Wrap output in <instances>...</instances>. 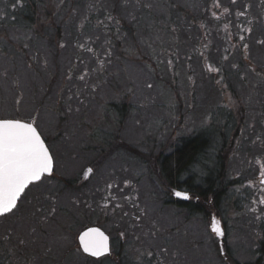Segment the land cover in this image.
I'll return each instance as SVG.
<instances>
[{"label": "rangeland", "instance_id": "1", "mask_svg": "<svg viewBox=\"0 0 264 264\" xmlns=\"http://www.w3.org/2000/svg\"><path fill=\"white\" fill-rule=\"evenodd\" d=\"M207 5L206 0H129L127 6L125 0H0V118L34 121L55 162L53 175L25 192L19 210L0 218V264H51L53 253L61 255V263L54 264H115L116 256L123 264H221L218 241L207 222L217 215L228 220V246L237 263L262 257L254 253L264 244V226L250 211L252 191L243 190L236 202L235 182L220 207L212 205L209 218L190 223L178 217L175 235L168 195L148 175L150 160L119 149L87 174L118 141L144 155H167L183 139L200 134L198 152L209 138L207 164L215 172L220 168L226 180L241 171L245 155L262 152L243 139L244 125L239 128L242 137L235 136L243 112L237 94L247 99L236 72L231 79L239 92L233 95L223 93L207 71L219 66L217 55L223 49L218 36L232 47L233 32L221 33L225 8L226 20L238 33L239 26L254 22L249 53L263 57L264 46L257 42L264 40L259 16L264 2ZM240 11L247 19L236 16ZM109 14L116 25L106 33L97 23ZM202 20L204 32L211 30L204 54L197 51L204 37ZM198 161L192 169L196 181L206 173L204 157ZM213 177L207 172L203 178ZM76 180H82L81 186L74 185ZM66 181L73 183L64 187ZM89 225L101 227L113 240L110 257L97 261L80 253L78 235Z\"/></svg>", "mask_w": 264, "mask_h": 264}, {"label": "flooded vegetation", "instance_id": "2", "mask_svg": "<svg viewBox=\"0 0 264 264\" xmlns=\"http://www.w3.org/2000/svg\"><path fill=\"white\" fill-rule=\"evenodd\" d=\"M263 2H264V0H263ZM209 7H213L212 4H208L207 8L209 9ZM259 9L261 11V12L259 11V16H260V14H262L261 15V18H262L261 25L264 28V6L263 7L259 6ZM226 14L227 13L225 12V13L221 14V16H220V18L222 20V24L224 25V29L221 30V33H225L226 35H228L227 33L230 32V30L233 32V34L231 33L232 47H230V45H228V43L221 40V42H222L221 49H223V50L221 53H219L217 55V57H218L217 62H219V67L220 66H223V67L229 66L230 68H232V71L231 70L228 71V70H225L224 68L223 69L220 68V70L216 76H215V72H213V71L212 72L207 71V73L209 75H214V81L217 79V81L222 82L224 84V91H225V89L227 91H229V90H231V88L228 86V83H229V80L231 78H233V76H234L233 71H235L236 72L235 78H239L240 84L243 85L242 88L245 89V91H247V93L248 92H257L258 98L260 95L262 97V95L264 94V55H262L263 57L261 58L260 55L258 57H256L255 53L254 54L249 53V50L251 49V46L249 44V39H250V37L253 33V30H254V22L251 21L248 26H242V27L239 26L238 28L240 31L238 33V29H235V27L231 26L230 23L226 20V18H225ZM242 17H245L247 19L246 15H244ZM247 29H251V31L249 32V31H247ZM205 33L207 35H210L211 34L210 28H207ZM233 35H234V37H233ZM241 36H243V38H244L243 40L240 39ZM245 45H247L246 48L244 47ZM257 46L262 47L264 45L261 44L260 41H258ZM209 47H210V41H209V38H207L206 41H204V43L202 44V49L206 48V51L208 52ZM238 51H240V52H238ZM235 52H238V54H234ZM208 56L209 55H207V57ZM252 69H255V71H252ZM236 83H237V81L235 82V84ZM232 84L234 85L233 82H232ZM238 90H239L238 87H237V89L235 88L236 92H239ZM260 91H262V92H260ZM246 96H247V94H246ZM237 98L243 102V107L241 106L243 112H241V111L239 112L240 118L237 119V121L240 122V124L237 123L238 124L237 125L238 130L236 131L235 136H237V139H240V137H242L241 134H243V133H241L240 129H244V128H242V126L244 125L247 135H244L243 139L247 140L248 142H251V144L253 146H255L257 149H260V151H262V152H260V153L256 152L255 153L256 155L252 156L251 158H248V155H245L244 158L246 159V162L244 164H239V168H241V171H237V174L235 173L233 176L229 177L228 180L222 179L221 177H219L218 180L215 181L216 178H214V180H212V185H211V187L213 189L210 191H205V192H208L207 193L208 198H206L205 200H202V206L200 205L201 206L200 208L202 209V213L199 215L196 214V217H194V214L192 213L193 212L192 206L195 205V203H197V201H198L197 198H195L194 195L187 190H182V189L179 190L178 189L179 188L178 182L176 181L175 184L173 185V187L170 189V196H171V200H170L171 207L170 208H171V213L173 216L172 217L173 222H174L173 231H175L174 232L175 235L177 234L176 230H177V221H178L177 218L178 217H184L185 221H188L190 223L194 222L196 219H201L202 216H204V218H207V217L209 218L210 217L209 211L211 210L212 205H214L215 208L220 207L221 199L226 196V191L229 188V186L232 185L233 182H235L236 184L239 185L238 189H236L235 187L233 188V190H234L233 193H234L236 202H241L243 190L244 191L245 190L252 191V196L249 197L248 203L251 204V209L256 208L257 212H253V211H251V209H250V211L253 212L255 215L259 216L256 219V222H258V225L264 226V211L261 210V209H264V206H261L258 203L260 196L264 195V193H261L259 191V188L261 187V185H259V175H258L260 166L257 163L258 159L261 162H264V148L261 146L262 142L264 141V96H263V100H261V101H258V100H255V101L249 100L248 101V99H245L240 94H237ZM119 99H122V98L119 97ZM224 106L225 105H222V107H224ZM244 110H245V112H244ZM250 111H252V114H250ZM257 117H259V118L254 125V120ZM113 122L117 123L116 119H113ZM252 123L255 126L254 130L251 127ZM207 139L208 140L206 141L205 146L203 147L201 152L210 155V153L208 151L210 140H209V138H207ZM222 163H224L223 160L220 162V164H222ZM251 163L253 164L252 166L250 165ZM203 168L209 174L212 171V168L210 167V165L207 164L206 159H205ZM249 176H252V177L249 178ZM242 177L244 178V180H243L244 186L243 187L241 185V180H242L241 178ZM249 182H252V184L254 186L249 187L248 186ZM202 189L204 190L206 188L202 187ZM175 192L187 193L192 197V199L191 200L178 199L177 196H175V194H174ZM203 195H204V193H203ZM253 199L257 200L256 204L252 203ZM179 205H183V207H185V211H183L182 209H181L182 211H180L178 209ZM203 205L205 207H209V210L205 211V209L203 208ZM213 218H215L221 222L220 226L225 231V237L224 238L219 239L216 237V235L214 233L211 232L212 231ZM207 222L210 224L211 234L218 241V247H219L220 256H221V259H220L221 264H239L231 257V249L228 246L229 239L227 238L228 232L226 231V230H228V228H230V226L228 225V220L223 221L217 215V216L210 217V219H208ZM192 225H190V226H192ZM110 242H111V255H112V253H113V244H112L113 240L111 239V237H110ZM255 248L256 247H254V250H255ZM120 250H123V249H120ZM254 253H256V250L254 251ZM111 255H109L107 257H110Z\"/></svg>", "mask_w": 264, "mask_h": 264}, {"label": "snow or ice", "instance_id": "3", "mask_svg": "<svg viewBox=\"0 0 264 264\" xmlns=\"http://www.w3.org/2000/svg\"><path fill=\"white\" fill-rule=\"evenodd\" d=\"M136 4H139L140 0H134ZM129 3V0H125V4ZM232 4H236L237 0H231ZM213 7H220V0H214ZM224 11L229 12L228 8ZM245 15L244 11L236 13L237 17ZM212 16L216 19L219 17L215 12ZM87 19V17H85ZM114 18L109 14L105 17L106 21L111 22ZM105 20L99 21V25H105ZM118 22V21H117ZM106 26V25H105ZM83 27V24H81ZM251 31V29H247ZM243 40V36L240 37ZM264 44V40L260 41ZM64 45H61L63 47ZM83 47V45H79ZM245 48L247 45L244 46ZM88 52H93L91 47L86 49ZM235 66V65H234ZM210 71L219 72L218 68H210ZM255 71V69H252ZM84 79L83 76L80 77ZM151 87V85H149ZM19 103V101H17ZM264 147V143L261 144ZM259 164V191L264 193V162L257 160ZM55 162L52 153L48 146L42 139V134L38 131V127L35 122H25L21 119L4 117L0 118V218H7L10 214L14 215L19 210L18 202L21 200L25 190L30 185L39 186L43 178L46 176H52ZM93 169H87V174H91ZM86 174V178H87ZM249 187H253L252 182H249ZM113 185L109 184L108 188H112ZM175 196L183 200H191L192 197L183 192H175ZM126 199L131 201V197L126 196ZM253 204L257 203L256 199H253ZM258 203L264 206V195H261ZM116 208H120L119 203L114 205ZM264 211V209H261ZM52 212L55 209H51ZM251 211L257 212L256 208H252ZM127 215V213H125ZM139 219V217H138ZM221 222L213 218L212 232L219 238L225 237V231L220 226ZM158 231V230H157ZM155 235V233H153ZM120 236L123 238L124 233L121 232ZM24 243L23 240L20 241ZM79 245L83 253L90 257L100 258L111 255V248L109 246V237L105 235L98 228H91L83 232L79 236ZM162 252L167 253V248H162ZM150 258L153 257V253L147 254Z\"/></svg>", "mask_w": 264, "mask_h": 264}, {"label": "trees", "instance_id": "4", "mask_svg": "<svg viewBox=\"0 0 264 264\" xmlns=\"http://www.w3.org/2000/svg\"><path fill=\"white\" fill-rule=\"evenodd\" d=\"M208 2V4H212V0H206ZM18 5V4H17ZM16 5V7L14 8V12L17 10H20L22 8L21 4L19 5V7ZM213 5V4H212ZM32 15L35 13V8L34 6L31 7L30 9ZM204 11V9H202V12ZM32 17L30 18H26L24 19L25 21H29L31 20ZM102 20H105L102 19ZM173 21V20H172ZM95 22V20H94ZM169 22L168 27L170 28L172 26V23ZM204 23V26H203ZM21 24V23H20ZM22 24H24V21H22ZM99 22L97 23V27H100L99 29L104 30L106 33H111L114 30V26L116 24H111L109 21L105 20V25H99ZM174 24V23H173ZM202 24V25H201ZM201 24L199 23V27L201 28V32L202 34H204L203 36V41L202 44L204 43V41H206L207 38H209V36L211 35H207L204 32L205 29V22L202 20ZM96 25V22H95ZM158 27H161V25H159ZM159 29H157L158 31ZM104 33V34H106ZM229 35V33H228ZM219 40H223L221 38V36H218ZM224 41V40H223ZM202 44H198V49L197 51H201L203 53V49H202ZM84 50V49H83ZM240 52V51H238ZM220 70L221 69H225V70H231L229 66H218L216 67ZM214 81V80H213ZM215 83L222 89V92L224 93V84L222 82H219L217 80H215ZM228 86L231 88V90H229L231 93H233V95H235L237 92L235 91V88L233 87L234 85L232 84V79L229 80ZM225 91H227L225 89ZM258 98V93L257 92H248L247 93V99L250 101H261L262 97L261 95ZM124 101V97L121 99V102ZM114 101H111V104ZM125 107L128 104H125ZM113 106V104H112ZM128 107V106H127ZM200 135V134H198ZM194 136L192 138H186L183 139L179 145H176L175 147H173V151H171L170 153H168L167 155H144L142 152L137 151V150H133L132 147L128 146L127 144L123 143V142H116L112 147L108 148L105 150V152L98 157V159L93 163L92 168L93 170H97L100 166H102L105 161L111 157L113 154H115L116 151H118L119 149H123L124 151H131L134 153V155H138L137 157L141 158V159H145V160H150L151 161V165H149V171H148V175L150 176L151 179L155 180L157 179V182L160 184L161 186V190L166 193V195H168V198H166V200L168 201L167 204L169 205V207H171V196H170V189L173 187V185L175 184V182H178V189H182V190H187L189 192H191L195 198H197V203H195V205H193V214L194 217H196L195 212H199L202 213V209L200 208L202 206V200H205L206 198H208L207 193L205 191H210L213 188L211 187L212 185V180L215 179L218 180L219 177H221L222 179H224L223 175H222V170H220V168L215 172V169H212V171L210 172V174L213 172L214 177L211 181H206L203 177H205L207 175V172L205 174H203V177L200 178L199 181L195 180V177L193 176V167L196 166V164L199 162L198 159L199 157L202 158L204 157V159H206L207 161H209V157L211 155H208L206 153L203 152H198L199 151V144H198V137ZM174 145V144H173ZM217 159V158H216ZM218 161V160H217ZM219 162V161H218ZM202 163V162H200ZM204 165V164H203ZM217 165V164H216ZM215 165V167H216ZM212 166V165H211ZM221 166V164H220ZM215 173H217V175L215 176ZM152 176H155V179L152 178ZM184 178V179H183ZM182 179V181H181ZM198 180V179H197ZM197 183H196V182ZM73 182H65L64 187L71 185ZM82 184V180H76L74 181V185L79 187ZM206 188V189H202V187ZM160 191V188H159ZM204 193V195H203ZM217 200V199H216ZM201 205V206H200ZM180 211H185V207H183V205H179L178 206ZM203 208L205 209V211L209 210V207H205L203 205ZM171 209V208H170ZM182 209V210H181ZM204 216L201 217V219H203ZM90 226V225H89ZM89 226H85L89 227ZM99 227V226H98ZM123 250H119L118 252H120V254L122 253ZM257 253H259L260 255L262 254V257L259 256L256 260L253 262H250L249 264H264V244L261 245L259 247V249L256 251ZM66 253V252H65ZM65 253L63 254V257H65ZM81 253V251H80ZM68 256V253H66ZM82 254V253H81ZM83 255V254H82ZM85 257V255H83ZM52 257V262L51 264H54L56 262L61 263V255L58 254H51L50 258ZM86 259H89L88 257H85ZM230 258V257H229ZM115 259V264H123V261L121 259H119L117 256L114 258ZM219 259H221V256L219 257ZM92 260V259H90ZM103 260V259H102ZM125 264H127L125 262Z\"/></svg>", "mask_w": 264, "mask_h": 264}, {"label": "water", "instance_id": "5", "mask_svg": "<svg viewBox=\"0 0 264 264\" xmlns=\"http://www.w3.org/2000/svg\"><path fill=\"white\" fill-rule=\"evenodd\" d=\"M54 171V170H53ZM27 190V189H26ZM25 190V191H26ZM23 196V195H22ZM178 198V197H177ZM178 199H180V198H178ZM181 200H183V199H181ZM91 228H98V229H100L102 232H104L101 228H99V227H89V228H87V229H85V230H83L80 234H79V236L83 233V232H85V231H87L88 229H91ZM105 233V232H104ZM105 235H107L106 233H105ZM79 236H78V244H79ZM108 236V235H107ZM109 237V236H108ZM219 238V237H218ZM219 239H221V238H219ZM109 246H110V248H111V242H110V237H109ZM79 247H80V245H79ZM81 251H82V249H81ZM82 253H83V251H82ZM85 256H87V257H90V256H88L87 254H85V253H83ZM106 256H108V255H106ZM106 256H104V257H106ZM104 257H102V258H104ZM90 258H93V257H90ZM93 259H96V258H93ZM101 259V258H100ZM97 260V259H96Z\"/></svg>", "mask_w": 264, "mask_h": 264}]
</instances>
